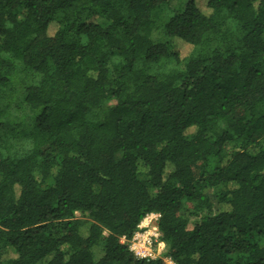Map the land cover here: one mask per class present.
I'll list each match as a JSON object with an SVG mask.
<instances>
[{"label":"trees","instance_id":"1","mask_svg":"<svg viewBox=\"0 0 264 264\" xmlns=\"http://www.w3.org/2000/svg\"><path fill=\"white\" fill-rule=\"evenodd\" d=\"M168 1L0 0V264H264V0Z\"/></svg>","mask_w":264,"mask_h":264},{"label":"built area","instance_id":"2","mask_svg":"<svg viewBox=\"0 0 264 264\" xmlns=\"http://www.w3.org/2000/svg\"><path fill=\"white\" fill-rule=\"evenodd\" d=\"M158 219V214L146 215L137 226V230L132 239L128 241V250L135 258L155 260L165 249L164 243L160 240L161 235L157 228Z\"/></svg>","mask_w":264,"mask_h":264},{"label":"rangeland","instance_id":"3","mask_svg":"<svg viewBox=\"0 0 264 264\" xmlns=\"http://www.w3.org/2000/svg\"><path fill=\"white\" fill-rule=\"evenodd\" d=\"M199 8L203 11L206 10L204 6L203 0H195ZM185 3V0H170L165 5H163L157 12L156 15L161 16L162 18L168 17L172 11H177L179 8L183 7ZM208 12L206 11V14ZM150 40L153 43H159L165 40L164 33L162 30H156L150 34ZM185 52H188L187 49H185ZM76 217L79 218V215L76 214ZM80 219V218H79ZM165 253V249L160 253L159 257L157 259H160L163 261L164 264H173L168 258L163 256Z\"/></svg>","mask_w":264,"mask_h":264}]
</instances>
